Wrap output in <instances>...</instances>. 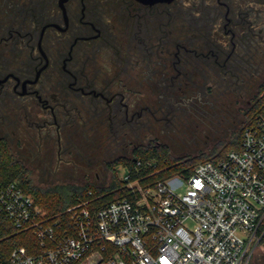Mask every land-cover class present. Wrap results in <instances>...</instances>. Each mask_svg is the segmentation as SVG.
Returning a JSON list of instances; mask_svg holds the SVG:
<instances>
[{"label": "flooded vegetation", "instance_id": "flooded-vegetation-1", "mask_svg": "<svg viewBox=\"0 0 264 264\" xmlns=\"http://www.w3.org/2000/svg\"><path fill=\"white\" fill-rule=\"evenodd\" d=\"M262 2L0 0V143L29 174L33 157L69 164L83 148L132 156L203 94L248 89L264 65Z\"/></svg>", "mask_w": 264, "mask_h": 264}, {"label": "built area", "instance_id": "built-area-1", "mask_svg": "<svg viewBox=\"0 0 264 264\" xmlns=\"http://www.w3.org/2000/svg\"><path fill=\"white\" fill-rule=\"evenodd\" d=\"M122 179L128 197L54 215L17 182L0 183V213L39 245L14 249L8 264H247L264 221V110L243 129L241 150L188 178L143 185L126 170Z\"/></svg>", "mask_w": 264, "mask_h": 264}, {"label": "rangeland", "instance_id": "rangeland-1", "mask_svg": "<svg viewBox=\"0 0 264 264\" xmlns=\"http://www.w3.org/2000/svg\"><path fill=\"white\" fill-rule=\"evenodd\" d=\"M259 7L264 11V2ZM262 57L264 62V54ZM257 67L255 65L251 69ZM261 67L259 74L253 77L246 76L245 84L248 85V89L244 85L238 86V84L230 85L228 88L221 85L218 89L215 88L212 92L203 94L201 102L198 104L186 106L187 110L182 111L185 115L182 121L177 123V129H173L175 123L171 124L168 129L165 128L164 131H162L163 125L158 126L152 135L156 144L167 145L173 158L199 156L200 161L198 163H201L215 145L224 143L229 138L233 139V134L248 122L244 123L247 110L252 107L259 97L264 96V65H261ZM243 87L246 91L243 90ZM233 89H236V91L233 92ZM258 89L259 93H257ZM241 90L244 94L242 97L240 96ZM248 100H251L252 104L249 105ZM189 107H193V111H190ZM146 132V130L140 129V138H145ZM149 138L151 137L148 136L144 143H149ZM78 139L79 141L75 143H86L83 135ZM80 146L83 148L82 145ZM86 149L83 148L80 155L75 152V155L70 157L71 160H74V163L69 164L56 162L55 160L45 163L33 157L29 165L34 170H40V172L28 174L32 184L42 190L61 186L67 188L71 186L84 187L85 185L105 188L111 184L115 170L119 172L120 178L123 177L124 168L115 166L112 171L108 167L109 161L112 162L116 156L120 155V152L116 151L112 154L106 152L95 157L93 152H88ZM83 157L86 159L85 162L82 160ZM88 159L92 162H88ZM72 168H75V170ZM177 177L178 175H175L166 180L175 184V178ZM184 188L185 186H182L179 190L183 191ZM247 264H264V246L259 243L255 245Z\"/></svg>", "mask_w": 264, "mask_h": 264}, {"label": "trees", "instance_id": "trees-1", "mask_svg": "<svg viewBox=\"0 0 264 264\" xmlns=\"http://www.w3.org/2000/svg\"><path fill=\"white\" fill-rule=\"evenodd\" d=\"M263 110L264 96L259 97L247 110L244 123L248 122L233 134L234 138L215 145L202 162H217L226 156L227 151L241 150L243 129L254 123ZM198 161H200L199 156L173 158L167 145L153 143L138 146L132 156L109 162L108 167L113 171L115 166H121L125 171L131 172V179L140 180L143 185H147L175 175L188 178L200 163ZM28 174V169L14 157L9 146L6 143H0V183L17 182L34 197L36 204L48 215L64 212L70 206L88 198L102 204L129 196L127 182L119 177L117 170L113 172L111 184L105 188L85 185L84 187L61 186L42 190L32 184ZM90 191L92 195L89 194ZM259 234L261 236L259 244L264 246V221ZM21 246L27 247L31 253L39 251L37 239L31 230L21 231L8 221L3 213H0V264H8L13 250Z\"/></svg>", "mask_w": 264, "mask_h": 264}, {"label": "water", "instance_id": "water-1", "mask_svg": "<svg viewBox=\"0 0 264 264\" xmlns=\"http://www.w3.org/2000/svg\"><path fill=\"white\" fill-rule=\"evenodd\" d=\"M142 3H147V4H153V3H158V2H170L172 0H138Z\"/></svg>", "mask_w": 264, "mask_h": 264}]
</instances>
